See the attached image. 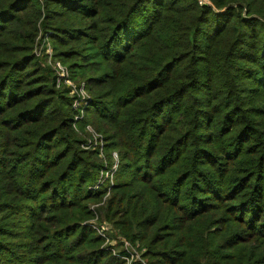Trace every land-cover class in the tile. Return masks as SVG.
<instances>
[{
    "label": "trees",
    "instance_id": "trees-1",
    "mask_svg": "<svg viewBox=\"0 0 264 264\" xmlns=\"http://www.w3.org/2000/svg\"><path fill=\"white\" fill-rule=\"evenodd\" d=\"M200 1L0 0V264H126L95 219L148 264H264V0Z\"/></svg>",
    "mask_w": 264,
    "mask_h": 264
},
{
    "label": "built area",
    "instance_id": "built-area-1",
    "mask_svg": "<svg viewBox=\"0 0 264 264\" xmlns=\"http://www.w3.org/2000/svg\"><path fill=\"white\" fill-rule=\"evenodd\" d=\"M200 3L203 4V3H209V2L207 0H201ZM35 53L38 57H45L46 55L48 56L47 62L49 65L53 67V69L56 72V75L58 77L59 87L61 86V84H64L74 90L73 93L77 95V99L75 100L74 107L80 108L81 106H84V107L87 106L88 100H89L88 93L84 89L83 85L80 88H78L75 85V83L70 78L69 69L66 66H64V64H62L60 61L54 60L53 49L50 43L47 40H45L43 43L38 44V46L36 47ZM81 118H83V114L81 116L76 117V119L78 120ZM87 131L89 132V134L91 133L93 137H92V140H88V144L84 145V148L87 150L89 149L98 150L99 149L100 157L102 158L104 165H105V170L101 174L98 185L92 188L93 190H98L101 185L106 184L104 183L106 180L109 182V184H113L114 176L115 174H117L119 170V163H120L119 154L117 152H114L112 154L111 161L109 159L107 160L103 152L104 144H103L102 137L98 133H96L93 130V128L90 126L87 128ZM95 223H96V219L90 222L91 226L96 230L97 224ZM103 226L104 228L102 231L105 232L106 230L109 229V226L107 225H103ZM101 236L105 239L107 243L109 242L108 247H111L112 253L118 258H121L122 260H124L126 264H137V263L147 264L139 255L136 256V253L133 252L132 245L129 242L124 241L125 248H123L122 250H116L117 244L113 245L114 243H116L115 240H110L107 234H101ZM123 252H127V253H123Z\"/></svg>",
    "mask_w": 264,
    "mask_h": 264
},
{
    "label": "rangeland",
    "instance_id": "rangeland-1",
    "mask_svg": "<svg viewBox=\"0 0 264 264\" xmlns=\"http://www.w3.org/2000/svg\"><path fill=\"white\" fill-rule=\"evenodd\" d=\"M93 130L96 132V130H95V128H93ZM92 134L90 133V137H88V140H92ZM103 144H105V140H103ZM103 152H104V155H105V157H106V159L108 160V156H107V150H106V148L105 147H103ZM116 176H117V174H115V176H114V180L116 179ZM104 183H109L107 180L104 182ZM94 208L95 207H97V206H99V205H92ZM95 224H97L96 225V227H97V229L95 230L96 232H97V234L98 235H101V234H107V236H108V238H110V240H115L116 241V243H114L113 245H116V244H118L117 245V247H116V250H122L123 248H125L124 247V241H126V242H129L128 240H126L125 238H123V237H119V234L114 230V228H112L110 225H108L107 223H104V222H100L99 220H97L96 219V223ZM103 225H107V226H109V229L108 230H106L105 232L104 231H102L103 230V228H104V226ZM130 243V242H129ZM131 244V243H130ZM132 245V244H131ZM104 247H108L109 246V242L107 243L106 241L104 242V245H103ZM132 250H133V252H135L136 253V256L137 255H139L146 263H147V261H146V259L145 258H143L142 257V254H143V251L141 250V249H139L138 248V246H133L132 245ZM148 264V263H147Z\"/></svg>",
    "mask_w": 264,
    "mask_h": 264
}]
</instances>
